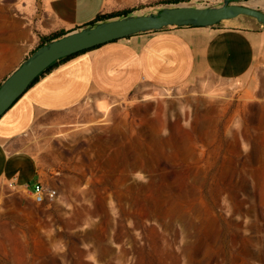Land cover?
<instances>
[{
    "label": "rangeland",
    "instance_id": "rangeland-1",
    "mask_svg": "<svg viewBox=\"0 0 264 264\" xmlns=\"http://www.w3.org/2000/svg\"><path fill=\"white\" fill-rule=\"evenodd\" d=\"M232 3L264 11V0ZM181 4L223 0L124 9ZM46 16V0H0V46ZM104 102L43 118L65 123L37 139L56 196L0 186V264H264V67Z\"/></svg>",
    "mask_w": 264,
    "mask_h": 264
},
{
    "label": "crops",
    "instance_id": "crops-1",
    "mask_svg": "<svg viewBox=\"0 0 264 264\" xmlns=\"http://www.w3.org/2000/svg\"><path fill=\"white\" fill-rule=\"evenodd\" d=\"M128 2L46 0L45 19L20 27L0 46V83L31 55L42 36L80 30L98 15L126 8ZM242 17L246 18L214 26L140 32L58 62L0 117V186L28 195L38 182L55 186V173L45 175L41 169L37 139L50 136L65 123L43 121L48 115L70 111L89 98L107 101L99 105L106 109L109 101L140 86L171 90L198 76L242 81L264 67V29L255 20Z\"/></svg>",
    "mask_w": 264,
    "mask_h": 264
},
{
    "label": "water",
    "instance_id": "water-1",
    "mask_svg": "<svg viewBox=\"0 0 264 264\" xmlns=\"http://www.w3.org/2000/svg\"><path fill=\"white\" fill-rule=\"evenodd\" d=\"M223 0L218 6L174 5L156 13L114 18L80 30L71 31L35 49L0 83V117L28 88L31 82L53 62L136 33L160 30L171 26H214L223 21L249 17L264 29V11Z\"/></svg>",
    "mask_w": 264,
    "mask_h": 264
},
{
    "label": "trees",
    "instance_id": "trees-1",
    "mask_svg": "<svg viewBox=\"0 0 264 264\" xmlns=\"http://www.w3.org/2000/svg\"><path fill=\"white\" fill-rule=\"evenodd\" d=\"M182 0H167L168 3H178ZM131 14V10L130 9H122V10H119V11H114V12H111V13H107V14H101V15H98L95 20L90 23V25H93V24H96L98 22H102V21H106V20H110V19H114V18H119V17H123V16H127ZM166 28V27H165ZM66 33L64 32H58V33H54L52 35H49V36H42L41 37V42L40 44L38 45V47L42 46L43 44L53 40V39H57V38H60L62 37L63 35H65ZM99 46V45H98ZM98 46H95V47H92V48H89V49H93V48H96ZM37 47V48H38ZM36 48V49H37ZM89 49H86V50H89ZM86 50H82V51H79V52H76L74 54H71V55H68L64 58H61L55 62H53L50 66H48L43 72H41L32 82L31 84L40 76L42 75L44 72L50 70L53 66H55L58 62H61V61H64V60H67L69 58H72L73 56L83 52V51H86Z\"/></svg>",
    "mask_w": 264,
    "mask_h": 264
},
{
    "label": "built area",
    "instance_id": "built-area-1",
    "mask_svg": "<svg viewBox=\"0 0 264 264\" xmlns=\"http://www.w3.org/2000/svg\"><path fill=\"white\" fill-rule=\"evenodd\" d=\"M32 196L35 202L44 203L45 201L54 198L56 196V191L54 189H49L41 182H38L32 189Z\"/></svg>",
    "mask_w": 264,
    "mask_h": 264
},
{
    "label": "bare ground",
    "instance_id": "bare-ground-1",
    "mask_svg": "<svg viewBox=\"0 0 264 264\" xmlns=\"http://www.w3.org/2000/svg\"><path fill=\"white\" fill-rule=\"evenodd\" d=\"M102 107H103V108H106V106H105V105H102Z\"/></svg>",
    "mask_w": 264,
    "mask_h": 264
}]
</instances>
